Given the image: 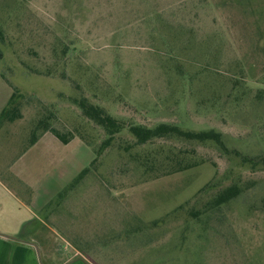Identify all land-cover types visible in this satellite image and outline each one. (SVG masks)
Returning a JSON list of instances; mask_svg holds the SVG:
<instances>
[{"label": "rangeland", "instance_id": "374dc122", "mask_svg": "<svg viewBox=\"0 0 264 264\" xmlns=\"http://www.w3.org/2000/svg\"><path fill=\"white\" fill-rule=\"evenodd\" d=\"M0 75L22 115L0 127L3 175L40 121L99 148L82 98L129 126L217 131L228 149L124 132L34 241L46 261L264 264V0H0ZM94 158L84 145L66 170ZM181 161L197 167L174 173Z\"/></svg>", "mask_w": 264, "mask_h": 264}, {"label": "crops", "instance_id": "0c3cea01", "mask_svg": "<svg viewBox=\"0 0 264 264\" xmlns=\"http://www.w3.org/2000/svg\"><path fill=\"white\" fill-rule=\"evenodd\" d=\"M13 93L12 87L0 75V116L8 107ZM2 125L0 123V127ZM84 145L77 138L64 145L51 133L41 134L38 141L28 147L17 160L6 164L5 170L2 168L5 173H0V264H57L46 261L45 258H50L49 249L34 241L38 242L39 234L50 227V220L60 207L51 206L55 196L62 193L87 169L72 176L70 170H66L68 157L80 152ZM69 176V180L64 182L66 186H59L61 179ZM11 182L16 183L19 189ZM28 189L33 193L30 202L24 194L28 193ZM40 194L49 197L42 204L38 201ZM27 223L34 230L21 239L20 234ZM75 251V258L64 264H95L83 250Z\"/></svg>", "mask_w": 264, "mask_h": 264}, {"label": "trees", "instance_id": "16d2710c", "mask_svg": "<svg viewBox=\"0 0 264 264\" xmlns=\"http://www.w3.org/2000/svg\"><path fill=\"white\" fill-rule=\"evenodd\" d=\"M3 79L10 85V83L5 78ZM15 94L16 92L13 93L8 107H6L2 112L0 116V123H14L17 120L22 119L20 109L18 107H13ZM75 102L81 109L83 116L97 127L103 129L108 138L99 146V148L96 149L92 142L87 141L83 137H79L73 133H68L66 135L62 134L57 129L53 128L50 123L46 121L39 122L38 130H42L41 134L51 133L64 145H68L74 139L79 138L86 146L93 149L95 154V158L90 164V167L85 169L62 193L59 194V196L52 203V208L56 206L61 207L62 204L65 203L67 197H69L79 187V185L86 177L90 176L92 172L91 168L98 162V158L102 156L106 150L112 147L118 136L123 135L126 131L129 133V135L135 138L137 146H145L158 139L178 138L190 142H212L215 143L222 151L228 152V149L223 140V135L214 130L200 132L186 131L179 126L165 123L159 124L153 128H149L143 125L129 126L127 123L117 120L116 118L111 116L104 108L90 103L86 98H82ZM41 134L34 133L29 147L33 146L38 141ZM261 160L264 162V157H261L257 160L255 159L254 162L258 163ZM195 167H197L196 163L190 164L181 161L177 163V167L173 170V172L179 173ZM240 195L241 190L238 186L229 187L217 196V198L213 202V206H224L230 203L232 200L238 198ZM25 196H27V199L30 202L33 197L32 191L28 189V193ZM42 228L45 227L43 226ZM33 230L34 229L31 228V224H25L20 234V238H25V236H28Z\"/></svg>", "mask_w": 264, "mask_h": 264}]
</instances>
